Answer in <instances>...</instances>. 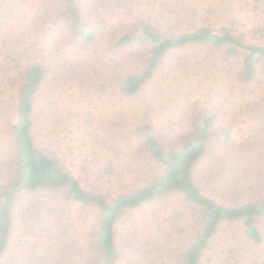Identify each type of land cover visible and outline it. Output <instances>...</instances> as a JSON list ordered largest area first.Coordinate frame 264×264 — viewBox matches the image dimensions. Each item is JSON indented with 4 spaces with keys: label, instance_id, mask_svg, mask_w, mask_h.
I'll list each match as a JSON object with an SVG mask.
<instances>
[{
    "label": "rangeland",
    "instance_id": "rangeland-1",
    "mask_svg": "<svg viewBox=\"0 0 264 264\" xmlns=\"http://www.w3.org/2000/svg\"><path fill=\"white\" fill-rule=\"evenodd\" d=\"M78 1L108 23L97 42L77 41L74 27L59 14L61 0H0V160L15 155L11 126L19 67L41 60L55 72L34 93L36 143L86 187L97 186L112 199L153 182L159 163L137 127L152 124L166 149L210 113L214 128L195 170L197 185L219 201L255 200L264 191V59L254 77L242 81L243 51L230 58L223 48L168 50L143 87L126 95L119 79L142 66L147 42L134 40L114 50L107 33L112 28L137 35L141 20L166 33L210 24L264 47V0ZM191 214L178 195L129 210L117 225V264H177L180 247L194 235ZM13 217L0 264H95L94 209L67 198L64 190L24 194ZM203 262L264 264V238L255 243L244 237L240 224H224Z\"/></svg>",
    "mask_w": 264,
    "mask_h": 264
},
{
    "label": "trees",
    "instance_id": "trees-1",
    "mask_svg": "<svg viewBox=\"0 0 264 264\" xmlns=\"http://www.w3.org/2000/svg\"><path fill=\"white\" fill-rule=\"evenodd\" d=\"M61 3L59 14L74 27L79 43L88 45L104 36L103 28L107 29L108 23L89 14L85 10L87 5L82 6L78 0H61ZM137 29L140 30L137 35L117 33L112 28L107 33L114 50L134 40L147 42L142 66L119 79V89L126 95H133L143 87L168 50L187 46L223 48L230 58L240 57L243 51L245 55L238 71L242 81L251 80L257 64L264 59L263 46L247 42L244 34H238L227 26L215 28L202 24L189 30L166 33L141 20ZM49 67L41 60L22 63L19 67L21 87L15 106V121L11 126L15 155L9 160H0V260L11 242L15 203L24 194L44 190H64L67 198L94 209L91 241L96 252L95 264H117L120 254L117 225L125 213L170 195H178L191 209L195 228L192 241L180 247L177 264H203L206 253L215 249L216 235L224 224L238 223L245 238L255 243L263 241L264 191L255 200L227 203L207 195L195 181V170L207 152L213 133L214 121L210 113L201 115L194 128L166 149L152 124L137 127V136L159 163L160 172L153 182L119 193L112 199L97 186L86 187L64 168L55 155L39 147L34 137V93L50 72H55ZM107 167V171L112 173L111 163Z\"/></svg>",
    "mask_w": 264,
    "mask_h": 264
}]
</instances>
